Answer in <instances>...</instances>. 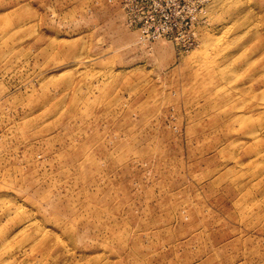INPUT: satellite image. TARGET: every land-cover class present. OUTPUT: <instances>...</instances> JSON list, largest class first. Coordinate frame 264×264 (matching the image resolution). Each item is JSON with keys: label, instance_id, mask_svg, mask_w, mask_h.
Returning a JSON list of instances; mask_svg holds the SVG:
<instances>
[{"label": "rangeland", "instance_id": "obj_1", "mask_svg": "<svg viewBox=\"0 0 264 264\" xmlns=\"http://www.w3.org/2000/svg\"><path fill=\"white\" fill-rule=\"evenodd\" d=\"M160 10L0 0V264H264V0Z\"/></svg>", "mask_w": 264, "mask_h": 264}, {"label": "built area", "instance_id": "obj_2", "mask_svg": "<svg viewBox=\"0 0 264 264\" xmlns=\"http://www.w3.org/2000/svg\"><path fill=\"white\" fill-rule=\"evenodd\" d=\"M162 0H117L127 25L135 30L144 45L173 37L177 24H172L160 10ZM187 43L188 48L196 44V34Z\"/></svg>", "mask_w": 264, "mask_h": 264}]
</instances>
